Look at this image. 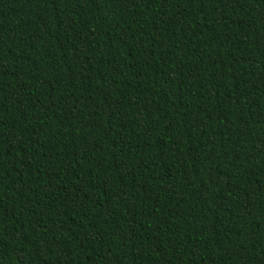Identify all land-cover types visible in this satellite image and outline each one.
Returning <instances> with one entry per match:
<instances>
[{
    "label": "trees",
    "instance_id": "16d2710c",
    "mask_svg": "<svg viewBox=\"0 0 264 264\" xmlns=\"http://www.w3.org/2000/svg\"><path fill=\"white\" fill-rule=\"evenodd\" d=\"M0 264H264V0H0Z\"/></svg>",
    "mask_w": 264,
    "mask_h": 264
}]
</instances>
